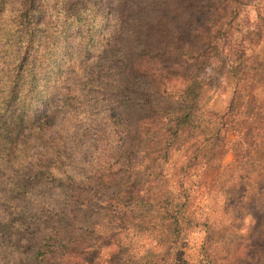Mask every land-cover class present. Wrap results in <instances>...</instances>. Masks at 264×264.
I'll list each match as a JSON object with an SVG mask.
<instances>
[{
	"label": "trees",
	"instance_id": "1",
	"mask_svg": "<svg viewBox=\"0 0 264 264\" xmlns=\"http://www.w3.org/2000/svg\"><path fill=\"white\" fill-rule=\"evenodd\" d=\"M168 3L0 0V245L20 249L21 264H55L74 227L91 237L107 232L101 210L89 207L91 192L110 189L112 216L130 218L134 237L155 243L139 262L121 264H178L167 255L189 228L204 225L184 181L200 165L203 188L232 192L218 180L231 131L241 136L228 179L264 177V100L254 94L262 77L247 68L244 49L226 67L233 89L224 110L211 113L201 102L211 64L224 63L219 38L230 39L242 5L255 10L258 2L178 0L202 22L187 39L168 22ZM154 57L165 58L169 75L157 72L145 85L137 63ZM179 149L186 161L171 182L176 168L168 163Z\"/></svg>",
	"mask_w": 264,
	"mask_h": 264
},
{
	"label": "rangeland",
	"instance_id": "2",
	"mask_svg": "<svg viewBox=\"0 0 264 264\" xmlns=\"http://www.w3.org/2000/svg\"><path fill=\"white\" fill-rule=\"evenodd\" d=\"M256 1L258 9L255 10L248 5H242V11L231 23L234 28L229 29L230 39L223 41L219 38L220 57L224 63L220 64L214 60L211 64L213 71H208V84L201 101L203 108L211 113L220 114L231 96L233 80L226 75V67L234 62V58L239 54L238 48L244 49L246 56L250 55L246 62L247 68L261 74L262 78L255 80L257 86L254 94L261 102L264 100V27L261 26L258 17L264 15V0ZM183 10L185 11V7L179 5L178 0H170L167 6L170 14L167 19L175 25L177 32H182L187 39L188 32L191 33L192 29L203 27L202 22L194 19L199 15L187 17L189 11L184 13ZM256 27L262 32L260 39L254 35ZM249 31L251 32L248 33ZM169 67L170 64L164 57L144 58L137 63V69L142 74L141 78L145 85L151 84V79L157 72L162 75L161 77L169 75L167 70ZM206 72L207 70L204 74ZM239 136L241 133L229 132L221 159L222 169L220 170L223 174L218 177V180L227 179L226 185L232 189L229 194L215 193L223 188L219 187L217 182H215L216 187H211L217 189L215 191L203 188L202 183L199 182L200 165L189 169L190 175L184 183H187L186 186L195 195L194 214L202 218L204 225L189 228L171 250L170 255H167L166 261L174 260L178 264H210L205 261L216 256L220 259L225 258L216 261V264H264V177L256 182L252 180L244 184H235L233 179H228L230 168L226 167L232 162V143L238 140ZM198 140L199 136L188 151L197 145ZM185 161L182 149L172 151L168 166L176 169L171 170V182L179 179L180 168L184 167ZM114 162L109 159L107 165L109 171L115 169ZM110 192L111 189L103 192L104 194L91 192L90 199L93 205L89 207V209L101 210L102 215L98 221L104 224L107 232L102 231L101 235L91 237L84 232L86 231L84 227H74L65 241L66 247L63 253L55 258V264H121L122 260L136 263L137 259L139 262L145 254L155 252V248L152 249L155 245L154 241L134 237L130 229V218L112 216L113 207L108 203L110 199L104 201L105 194L108 195ZM57 197L56 192L50 194L46 200L53 203ZM104 206L106 210L102 209ZM206 237L211 238V241L202 248V242ZM221 242L230 244L223 246ZM19 254L20 249L12 251L11 247L6 245L3 248L0 245V264H21L24 256Z\"/></svg>",
	"mask_w": 264,
	"mask_h": 264
}]
</instances>
